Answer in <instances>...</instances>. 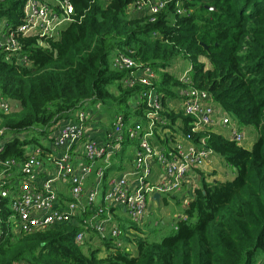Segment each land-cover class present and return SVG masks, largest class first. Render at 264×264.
I'll use <instances>...</instances> for the list:
<instances>
[{"label":"trees","instance_id":"trees-1","mask_svg":"<svg viewBox=\"0 0 264 264\" xmlns=\"http://www.w3.org/2000/svg\"><path fill=\"white\" fill-rule=\"evenodd\" d=\"M28 1L0 0L7 30L24 23ZM37 1L57 16L67 1L71 22L57 39L19 35L29 66L6 60L7 52L0 50V95L11 105L9 114L0 112V129L9 137L0 160L23 162V147L40 145L38 137L85 105L120 108L113 115H123L126 123L142 117L143 105L135 104L150 87L124 84L126 72L111 67L119 52L158 75L151 88L162 98L165 123L156 145L169 150L170 142L190 132V119L173 108L176 90L186 84L166 72L178 59L190 62L188 82L256 138L246 149L222 133L209 134L206 146L233 177L210 181L213 174L198 172L185 207L178 195H162V205L183 208L160 241H149L134 224L120 226L115 240L91 233L76 242L82 219L20 236L0 222V264H264V0ZM137 2L164 6L150 14L147 6L134 8ZM18 132L35 136L19 138Z\"/></svg>","mask_w":264,"mask_h":264},{"label":"built area","instance_id":"built-area-1","mask_svg":"<svg viewBox=\"0 0 264 264\" xmlns=\"http://www.w3.org/2000/svg\"><path fill=\"white\" fill-rule=\"evenodd\" d=\"M145 6L150 14H156L164 3L142 2L136 8ZM63 11L57 16L47 4L29 0L23 8L24 23L14 32L7 30L3 20L0 50L7 52L6 60L11 62L13 57L15 64L29 66L21 53L19 35L57 39L71 22L72 7L67 1ZM111 67L126 72L125 85L150 87L142 102L135 104L143 105L142 117L126 123L123 115L115 114L112 120L95 123V113L100 108L85 105L56 122L42 136L44 141L39 140L40 145H28L32 147L30 151L23 147V162L0 160V204L5 202L7 213L0 222L7 224L14 235L75 224L78 218L82 219L83 231L76 236V242L91 233L115 240L121 234L120 223L115 219L117 210H123L129 224L140 227L154 194L178 195L183 206L187 205L186 199L199 182L197 173L204 171L214 156L206 146L211 132L229 136L238 146L244 145L245 133L211 103L207 92L188 82L187 72L178 78L186 87L176 90L173 108L190 119V132L170 142L169 150L165 144L156 145L155 138L165 123L162 98L151 88L157 73L120 52L112 57ZM0 112H11L10 103L1 95ZM8 138L0 129V154ZM130 159L132 162L128 163Z\"/></svg>","mask_w":264,"mask_h":264},{"label":"rangeland","instance_id":"rangeland-1","mask_svg":"<svg viewBox=\"0 0 264 264\" xmlns=\"http://www.w3.org/2000/svg\"><path fill=\"white\" fill-rule=\"evenodd\" d=\"M135 7H141V3L137 2L135 3ZM132 13L133 10L131 11ZM131 14V13H129ZM3 23V20L0 21V27L1 24ZM201 61H203L205 64H207V61L204 58H201ZM172 68L176 67L173 70L174 75L176 74L177 76L181 77L187 70H189L190 68V62H188L187 60H183V59H178L174 62H172L171 64ZM176 71V73H175ZM114 90V89H112ZM109 108H103V112L106 115L107 120L109 121V118L114 116L113 113L114 112H119L120 108L116 109H112V110H108ZM249 133H251L249 135ZM247 135H246V140L245 143L243 145V147H245L246 149H250L251 146L253 145L255 138H256V134L253 131H250ZM16 135H18L19 138H28V137H32L33 135L35 136V134L31 133V132H18L16 133ZM249 135V136H248ZM226 139L229 140V136H225ZM38 140H43L44 139L42 137H38ZM31 146V145H30ZM27 146V151H30L32 147ZM131 156L133 155V153L130 154ZM206 172V171H204ZM181 198V196L179 197ZM172 203H170V205L168 206H159L156 207L154 205H152V207L150 208V210L148 211L143 225L140 226V230L146 235V237L148 238L149 241H160V239L163 236L168 235L169 233H171L173 231V223H172V213H173V219L174 218H178L180 216V213H178L177 211H179L181 208V206L179 207H173L171 205ZM165 223L163 226L161 225V223ZM120 226L125 227L126 225L129 224V222L127 220L121 221L119 222ZM133 234V233H130ZM96 241V239H95ZM93 244L96 245L97 242H92ZM99 245V244H98ZM91 248H93V246H91ZM24 264V263H23Z\"/></svg>","mask_w":264,"mask_h":264},{"label":"crops","instance_id":"crops-1","mask_svg":"<svg viewBox=\"0 0 264 264\" xmlns=\"http://www.w3.org/2000/svg\"><path fill=\"white\" fill-rule=\"evenodd\" d=\"M176 67L172 68V66H169L166 70V72H168L169 74L171 75H174L173 73V70L175 69ZM187 72V71H186ZM185 72V73H186ZM176 73V71H175ZM184 73V74H185ZM183 74V75H184ZM176 75V74H175ZM177 76V75H176ZM179 78V76H178ZM106 115L103 111H100V112H97L95 113V123L97 122H106ZM131 161V159L128 161V163ZM132 162V161H131ZM204 171H206V175L208 174H213V176H210L211 178L209 179L210 181H226V180H229L230 178L233 177V174L232 172L223 164L222 160L221 159H218V157L216 156H213V159H211L210 162H208L204 168H203ZM168 205H170V202H167ZM150 207L148 208V211L150 210V208L152 207V205L156 206V207H159V206H162V201H161V197L158 199V200H153V202H150L149 203ZM164 206V205H163ZM183 208V207H181ZM178 213L181 214V209L179 211H177ZM174 213V212H173ZM173 213H172V223L174 222L173 221ZM115 219H117L119 222L121 221H124V220H127V218L125 217L124 215V212L123 210H117L116 211V214H115ZM128 221V220H127ZM129 222V221H128ZM165 223H161V225L163 226Z\"/></svg>","mask_w":264,"mask_h":264},{"label":"water","instance_id":"water-1","mask_svg":"<svg viewBox=\"0 0 264 264\" xmlns=\"http://www.w3.org/2000/svg\"><path fill=\"white\" fill-rule=\"evenodd\" d=\"M159 198H160V196H159L158 194H154V195H153V199H154V200H158Z\"/></svg>","mask_w":264,"mask_h":264}]
</instances>
